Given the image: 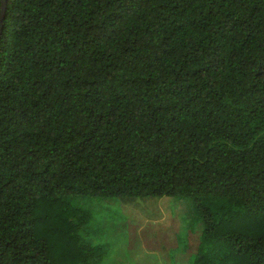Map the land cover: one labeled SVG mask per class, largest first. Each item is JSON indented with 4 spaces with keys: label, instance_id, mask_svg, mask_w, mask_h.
<instances>
[{
    "label": "trees",
    "instance_id": "obj_1",
    "mask_svg": "<svg viewBox=\"0 0 264 264\" xmlns=\"http://www.w3.org/2000/svg\"><path fill=\"white\" fill-rule=\"evenodd\" d=\"M154 198L190 264H264V0H8L0 264H104L102 209Z\"/></svg>",
    "mask_w": 264,
    "mask_h": 264
},
{
    "label": "rangeland",
    "instance_id": "obj_2",
    "mask_svg": "<svg viewBox=\"0 0 264 264\" xmlns=\"http://www.w3.org/2000/svg\"><path fill=\"white\" fill-rule=\"evenodd\" d=\"M145 200L151 204L150 210L144 215L145 217L143 215H125L124 217L122 206L120 209L114 210L112 217H109L107 215L108 209L107 212L105 211L106 206L102 209L103 204L96 203V208L102 209L99 224H102L105 230L104 233L93 237L92 242L95 245L100 242L104 246L102 254L104 264H190L189 244H192V248H194L200 243L197 235H194L189 241L187 240V230L190 227L192 230L193 224L197 223L195 211L190 210L185 201L155 198ZM114 202L108 201V205L113 203L110 205L113 206L115 205ZM168 205L171 214L167 210ZM152 206L156 211L160 209L157 214L151 210ZM185 222L189 224L183 226L180 243L173 249L170 242L175 240L176 243L177 232H173L174 237L171 236L170 232L173 229H178ZM136 224H144L146 231L142 239L141 237L138 238L140 246L132 248L131 236L127 234V231L129 232V228ZM166 228L169 233L166 232ZM94 230H98L97 224ZM178 251L181 253V257L176 256Z\"/></svg>",
    "mask_w": 264,
    "mask_h": 264
},
{
    "label": "water",
    "instance_id": "obj_3",
    "mask_svg": "<svg viewBox=\"0 0 264 264\" xmlns=\"http://www.w3.org/2000/svg\"><path fill=\"white\" fill-rule=\"evenodd\" d=\"M2 3V10H1V15H0V42H1V36L3 33V22L6 17V11L8 7V0H1Z\"/></svg>",
    "mask_w": 264,
    "mask_h": 264
}]
</instances>
